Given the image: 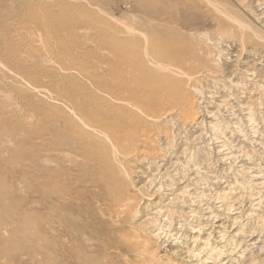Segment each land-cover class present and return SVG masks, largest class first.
<instances>
[{"label":"rangeland","instance_id":"374dc122","mask_svg":"<svg viewBox=\"0 0 264 264\" xmlns=\"http://www.w3.org/2000/svg\"><path fill=\"white\" fill-rule=\"evenodd\" d=\"M222 1L251 29L218 12L205 18L209 37L187 30L191 74L153 76L181 81V97L146 94L159 119L142 120L133 141L117 129L126 143L115 157L100 135L64 145L99 133L55 99L76 60L130 85L124 73L148 70L143 60L108 70L93 47L96 20L142 19L129 0H0V264H264V0ZM73 37L88 44L83 61Z\"/></svg>","mask_w":264,"mask_h":264},{"label":"bare ground","instance_id":"6f19581e","mask_svg":"<svg viewBox=\"0 0 264 264\" xmlns=\"http://www.w3.org/2000/svg\"><path fill=\"white\" fill-rule=\"evenodd\" d=\"M92 1L98 4L105 2V0ZM128 4L134 16L136 18L139 16L142 19L139 22L134 21V23L131 24H119L114 21L105 22L103 23L104 26L101 28L97 26V23L101 20L99 19L98 22L96 20L97 23L95 22L92 26L95 30V33L92 35L93 39L91 38L92 43H94L93 47L96 48V52L100 56L99 60L102 64L107 65L108 70L114 67V65L118 67L130 61H134L135 63V61L138 60L145 61L148 70L143 72L134 68L136 70L135 72L130 74L124 73L123 75H126L128 79H136V82L130 85L128 82L120 81L116 78L109 79L107 75L98 77L94 72L88 73L86 72L87 70L83 69L85 66H83L82 63L83 67L77 60L73 61L74 63H71L72 65L66 69H71V71H73H70L71 74H67V79L69 82L71 81L72 85L59 87L56 90L57 97L55 100L57 102H65L66 108L76 116L79 122L85 123L87 127L99 134H85L83 131L66 134L68 140L64 145H79V142H82V145H86L85 140L93 139L96 135H100L108 139L107 141L112 147L111 153H113V156L117 157L120 153L118 147L126 143L118 134L121 129L132 130L130 140L133 141L137 134L147 133L142 120L145 118L152 121L157 118L159 119L157 113L153 111V105L156 104L148 102L145 98L146 94L152 93L159 96L161 93L177 90L176 97H181L183 92L181 81H169L167 78L157 79L153 76L155 75V71L163 72L165 76H168V74L176 76L191 74L187 71L186 61L188 59L196 60L197 54H193V56L190 57L183 53L185 46L189 44V38L186 36L187 33L185 34V32L189 31L197 37H209L204 33L206 32L205 18L211 17L212 13L218 12L220 13L219 19L231 21L240 28L251 29L248 25L240 22L238 17L232 15L229 11L228 4L222 0H129ZM78 15L80 16L78 17L81 18V14ZM83 22L76 25L77 27H75L74 31L80 29ZM90 24L91 23H89V25ZM64 28L65 29L62 28L63 31L68 33L71 32L69 31L70 25L66 24ZM74 31L72 34H74ZM75 39L76 38H74V40ZM88 39H90V37ZM76 44L75 48L71 46V50L76 52L77 57H81L83 61L84 55H86L83 51L87 50L88 44L78 41ZM110 52L114 53V62L108 60L110 59L108 57V53ZM176 53H180V58L178 60L171 58V55ZM93 54L95 55V52H93ZM79 60L81 61V59ZM77 62L79 64H75ZM149 65L153 67L152 72H149ZM154 68L156 70H154ZM131 69L133 70V68ZM78 76L82 77L86 83L89 82V87L83 86L85 84L82 82L80 84L83 85L79 86ZM126 77L124 78L127 80ZM102 94L108 99L97 98L96 95ZM103 110L112 113L114 118L93 119L95 112ZM63 118L69 123L75 122L69 115H64ZM117 123H119V125L115 128L114 125ZM117 129L118 133L116 132ZM132 141H130V143ZM59 144L62 145L63 143ZM101 145L105 147L104 143ZM71 149L73 150L74 148L71 147L70 150ZM83 150V154L87 156L88 150L85 148H83ZM65 157L69 159V156ZM89 157L94 161L101 162V158H97L93 154L89 155ZM116 160L117 159L114 158V161ZM99 170V175L102 178L106 174V170L102 169L101 165ZM109 191L115 194L112 188H110ZM121 200L122 198H120V201ZM118 203L119 201L117 200V204ZM117 204L114 206V209L117 207L118 213L121 214L122 204ZM112 208L113 207H111V209ZM122 211L126 212L127 209H123ZM77 225L76 221H72L70 227L73 230ZM131 243L133 244V242Z\"/></svg>","mask_w":264,"mask_h":264}]
</instances>
